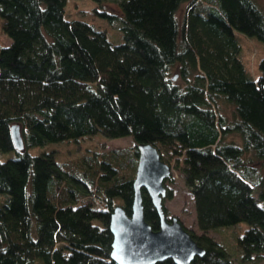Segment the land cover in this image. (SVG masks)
Masks as SVG:
<instances>
[{
  "label": "trees",
  "instance_id": "obj_1",
  "mask_svg": "<svg viewBox=\"0 0 264 264\" xmlns=\"http://www.w3.org/2000/svg\"><path fill=\"white\" fill-rule=\"evenodd\" d=\"M66 3L0 0L12 38L0 44V264H120L110 215L115 203L131 213L141 142L189 188L202 232L186 228L206 250L193 264H236L208 231L239 222L242 258L264 253V55L258 66L242 56L246 36L264 42L260 1L121 0L119 14L101 12L121 22V43L67 18ZM100 132L133 142L63 160L46 151Z\"/></svg>",
  "mask_w": 264,
  "mask_h": 264
},
{
  "label": "water",
  "instance_id": "obj_2",
  "mask_svg": "<svg viewBox=\"0 0 264 264\" xmlns=\"http://www.w3.org/2000/svg\"><path fill=\"white\" fill-rule=\"evenodd\" d=\"M11 132L15 147L23 150L25 142L20 124L14 123ZM138 149L132 214L119 205L111 214V257L120 264H153L166 258H172L177 264H193L196 256L205 254V248L197 243L178 216L169 219L163 208L167 192L164 180L171 175L172 167L152 143L141 142ZM143 188L160 216L157 230L145 218Z\"/></svg>",
  "mask_w": 264,
  "mask_h": 264
},
{
  "label": "rangeland",
  "instance_id": "obj_3",
  "mask_svg": "<svg viewBox=\"0 0 264 264\" xmlns=\"http://www.w3.org/2000/svg\"><path fill=\"white\" fill-rule=\"evenodd\" d=\"M259 1L264 8V0ZM184 7L185 4L178 12L181 17L184 13ZM121 10V0H67L65 16L69 19L85 20L95 26L104 28L107 31L108 38L112 42L121 43L126 40L121 22L117 20L112 21L101 13L107 11L119 14ZM11 43L12 38L3 31L2 17H0V44L10 45ZM263 55L264 42L257 38L246 36L244 50L242 52L244 60L250 62L252 66H254V63L258 66ZM132 142L133 137L131 135L108 137L100 132L89 138H81L79 141L50 142L47 145L54 148L46 149V151H55L57 160H63L82 154L88 149L113 148L116 146L129 145ZM33 151L35 154L41 153L37 149ZM4 156L6 157V155ZM171 174L167 183L169 188L172 189L173 195L165 199L167 217L171 219L173 216H178L182 219L186 227L202 232L196 221V214L188 186L178 170L172 168ZM84 200H86L84 202L93 201L92 197L91 199H87L86 197ZM248 225L249 223L247 222H239L233 225L219 226L210 229L208 233L224 246L236 264H250L254 262L257 264H264L263 252L257 257L254 256L253 260H244L242 258V253L237 243V237L245 231Z\"/></svg>",
  "mask_w": 264,
  "mask_h": 264
},
{
  "label": "bare ground",
  "instance_id": "obj_4",
  "mask_svg": "<svg viewBox=\"0 0 264 264\" xmlns=\"http://www.w3.org/2000/svg\"><path fill=\"white\" fill-rule=\"evenodd\" d=\"M11 135H12V132H11ZM13 139V138H12ZM13 141H14V139H13ZM95 149V148H94ZM100 149H103V148H100ZM138 159H139V157H138ZM172 175V174H171ZM171 175L170 176H168V177H166L165 178V180H164V184H165V186H166V189H167V192H166V195L164 196V198H163V208H164V211H165V214L167 215V212H166V210H165V199L167 198V195H168V192H169V186H168V179L171 177ZM134 182V181H133ZM134 196H135V193H134ZM134 196H133V201H134ZM143 201H144V193H143ZM117 205H119V206H122L125 210H126V208H125V206L122 204V203H115L114 205H113V208H112V210H111V214H112V212H114L115 211V208H116V206ZM132 211H133V202H132V210H131V213H128L127 212V210H126V212L128 213V214H132ZM160 217V216H159ZM146 218V217H145ZM179 218V220L182 222V224H184L183 223V221H182V219L180 218V217H178ZM147 220V219H146ZM110 222H111V215H110V221H109V228H110ZM148 224L150 225V226H152V224L150 223V222H148ZM160 224H161V220H160ZM185 226V225H184ZM186 227V226H185ZM153 228V227H152ZM160 228V227H159ZM158 228V229H159ZM187 229V228H186ZM153 230H157V229H154L153 228ZM189 232H190V230L189 229H187ZM191 233V232H190ZM193 236V235H192ZM196 240V239H195ZM197 241V240H196ZM198 243V242H197ZM195 259V258H194Z\"/></svg>",
  "mask_w": 264,
  "mask_h": 264
}]
</instances>
